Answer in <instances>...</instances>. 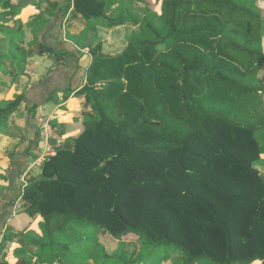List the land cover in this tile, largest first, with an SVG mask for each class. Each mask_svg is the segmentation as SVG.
<instances>
[{"label": "trees", "instance_id": "16d2710c", "mask_svg": "<svg viewBox=\"0 0 264 264\" xmlns=\"http://www.w3.org/2000/svg\"><path fill=\"white\" fill-rule=\"evenodd\" d=\"M28 2L0 0V19L15 22L10 38L21 43ZM114 5L121 11L110 16ZM70 6L85 23L73 42L91 56L74 96L88 95L94 116L53 120L59 135L78 132L24 186L28 218L43 219L42 235L25 233L34 264H69L74 248L95 264H264L255 167L264 153V0H65L57 10ZM128 23L138 30L126 47L102 55L98 27ZM22 100L0 106V126ZM72 221L92 224L93 239L70 244ZM128 238L140 242L138 261ZM171 250L184 259L172 261Z\"/></svg>", "mask_w": 264, "mask_h": 264}, {"label": "rangeland", "instance_id": "374dc122", "mask_svg": "<svg viewBox=\"0 0 264 264\" xmlns=\"http://www.w3.org/2000/svg\"><path fill=\"white\" fill-rule=\"evenodd\" d=\"M28 1V5L24 7L19 17V20L23 23V43H21L19 39H17V37L10 38V35L14 32L15 29V22L9 21L4 23L0 19V26L4 27L3 30L0 31V54H5L7 56L0 59V106H2V104H4L5 101L9 100L12 96L19 94L23 96V100L20 106L9 115V118L7 119L6 123H3L4 125L2 124L0 126V182L6 181L4 179L5 177L3 172H5L9 167L13 166L14 154H16L17 148L19 150L20 148H22L23 152L26 154L31 153L32 148L25 147L22 143L24 138H26V132L28 131V129L36 135L41 134L40 126L38 124H42L43 119L38 121H30L32 117L34 118L36 116L37 107L39 106V104L35 107H31L29 109L27 108V88L29 87V85H33L35 82L41 81L44 77H46V75L52 70V67H54L55 65L59 63L67 65L65 54L68 52L63 50H66L65 48H67L70 44H74V32L72 31V29H70L69 25H65V21L63 19H61V21L54 22L57 31H53L54 26L49 29L47 28V26L53 20V16L57 11L58 5L62 2H65V0H52L54 6L50 5V0ZM134 6L137 9V7L142 6V4L140 2L135 1ZM1 11L2 9L0 8V13ZM120 11V6L114 5L108 10V14L110 16H116L120 13ZM136 12H138V9ZM45 23H47V26H44ZM137 30V26L130 23L114 26L112 28H105L99 26L97 34L98 39L101 41V54L114 55L120 53L126 47L130 34ZM54 34L57 39L60 36V44L67 43L66 46L64 45L65 47H57L58 53H56V51H54L52 47L46 44L47 42H50L51 44L55 43ZM34 39H38L39 43H34ZM18 46L23 47L27 50L25 62L23 61L21 63H18V60L22 58V54ZM41 50L48 51L47 56L50 59V63H45L44 59L48 58L41 59L39 57V51ZM75 50L76 51L74 53V60L72 61L73 65H75L76 67L82 66L81 64L83 63V60L87 59V57L90 60V56L86 49H83V47L77 48V46H75ZM57 61L59 63H57ZM42 64H44V66H42ZM22 66L24 67V69L23 71H20V68ZM27 71L31 72L32 74L27 73ZM64 73L65 68H63V70H60L59 73H57L53 79L48 78L43 80V82H41V84L37 86V92L39 94H44L47 90L52 89L53 85H59ZM259 77L264 81V69L260 70ZM68 79L70 80L71 77H68ZM68 82H66V85H64L65 89H59V93L54 92L53 96H55V98L49 97L48 95L47 97H49L50 99H48L47 101L45 100V102L52 100L58 104L60 101H64V90L72 88V84ZM16 119H19L21 123H16L14 121ZM26 121L28 122V125L26 124ZM48 124L49 126H53V120H51L50 122L48 121ZM51 139V135H49V141ZM37 155H39V153L35 156ZM44 159H46V157H39V165L27 164L28 169H30L31 167L32 169L34 168L32 170L34 177L38 176L41 173V164ZM255 167L259 169L260 174L264 179V153L261 155L260 159L255 163ZM34 223L35 227L32 230L35 233L42 235L43 219L35 218ZM91 225L92 224L79 225L72 221L67 228L65 239L70 244L79 242L83 245L85 242L93 239L90 237V233H87V230L91 228ZM22 241L25 242L24 240ZM133 244L135 246V251L137 252L138 248H140V242L138 240L134 238H128L124 241V245L128 249H131L130 247H132ZM76 251L77 249L74 248V250L68 253L67 256L70 260L69 264H95L91 260L90 252L83 251V253L80 255ZM136 256L137 254H133L130 258V262H135V260L138 261L139 258H136ZM170 257L171 260H173L175 263L180 262L184 259V256H182V254L175 250H171ZM143 263L159 264V260L156 257L155 259L149 258Z\"/></svg>", "mask_w": 264, "mask_h": 264}, {"label": "crops", "instance_id": "0c3cea01", "mask_svg": "<svg viewBox=\"0 0 264 264\" xmlns=\"http://www.w3.org/2000/svg\"><path fill=\"white\" fill-rule=\"evenodd\" d=\"M50 5L54 6L52 0H50ZM61 19L65 21L66 26L69 25L74 34L79 33L85 26V23L81 19L80 15L74 10L73 6L63 10H57L53 16L52 22L47 26V23L50 21L49 20L44 24V26H47L48 29L54 26L53 31H57L54 22L61 21ZM59 40L60 36L57 39L54 34L55 43L51 44L50 42H47L46 44L58 53L57 47H65L67 44H60ZM75 46V44H70L67 48H65L66 50H63L68 52L65 54L67 65L60 64L57 61L59 64L52 67V70L46 75V77H44L41 81L35 82L33 85H29L27 88V107L39 104L35 116L36 118L32 117L30 121H38L41 119H43V121L42 124H38L40 126V135H36L28 129L26 132V138L22 141L25 147L32 148L31 153L26 154L23 152L22 148H20V150L17 148L16 154H14L13 166L3 172L5 177L4 179L6 181L0 182V264H28L27 257H30L31 264H34L36 258L34 255V247L32 244L25 241L24 235L28 230L33 231L32 229L35 227V218L39 219L42 217L36 214L33 217L28 218L25 212L30 204L23 199L22 191H24V186L32 178H35L32 171L34 168L32 169L31 167L28 169L27 164L39 165V157H46L47 159L51 157L53 153L55 154L58 149L71 147V143L67 138L75 136L78 132L77 130H68V132L64 135H59L57 125H55V127L51 125L49 126L48 121L50 122L51 120H54V122L57 123H72L75 119L83 121L88 117H93V113L90 111L88 106L90 97L88 95H83L82 97L74 96V93L86 82L87 67L91 61V56L88 53L90 60L87 57V59L83 60V63L81 62L82 66L76 67L73 65L72 61L74 60V53L76 51ZM39 54L41 59L48 58L47 50H41L39 51ZM44 60L45 63H50L49 58ZM42 66H44V64H42ZM63 68H65V73L63 74L60 84L53 85V88L47 90L44 94H39L37 92V86L45 79H53L60 70H63ZM27 73L32 74L29 71H27ZM68 77H71V82ZM66 82L72 84V92L70 94H64V101H60L58 104L52 100L45 102V100L49 97L55 98V96H53L54 92L59 93V89H65L64 85H66ZM48 95L49 97H47ZM14 121L16 123H21L19 119ZM27 123L28 122L26 121V124ZM49 135H51L52 138L50 141ZM38 153L39 155L35 156ZM125 248L128 251L132 249V255H136L138 253V251H135L134 244L130 247L131 249H128L127 247Z\"/></svg>", "mask_w": 264, "mask_h": 264}]
</instances>
